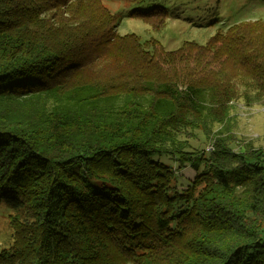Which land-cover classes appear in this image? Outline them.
<instances>
[{
  "label": "trees",
  "instance_id": "16d2710c",
  "mask_svg": "<svg viewBox=\"0 0 264 264\" xmlns=\"http://www.w3.org/2000/svg\"><path fill=\"white\" fill-rule=\"evenodd\" d=\"M123 1L144 20L192 2ZM120 18L100 0H0V264H264V150L223 128L240 97L264 110V19L163 53Z\"/></svg>",
  "mask_w": 264,
  "mask_h": 264
},
{
  "label": "rangeland",
  "instance_id": "374dc122",
  "mask_svg": "<svg viewBox=\"0 0 264 264\" xmlns=\"http://www.w3.org/2000/svg\"><path fill=\"white\" fill-rule=\"evenodd\" d=\"M111 12L121 18L116 30L120 35L135 33L142 40H148L152 49L162 51L179 50L185 42L197 44L206 43L218 30H224L229 25L244 20L264 19V0H192L189 5L182 6L185 13H174L168 17L140 19L125 16L129 8L123 0H100ZM158 25L159 27H156ZM147 41V42H148ZM130 48V42L125 44ZM194 53V51H192ZM136 64V58L131 57ZM177 65V63H175ZM223 126L231 135L233 143L238 145L242 141H249L254 147L264 150V110L259 104L247 105L240 97L238 101L229 102L228 116ZM212 131L220 128V124L213 123ZM222 128V129H223ZM188 141L194 150L209 149L216 134L212 132L206 137L202 129L189 128ZM182 138V137H180ZM186 138V137H184ZM234 147V146H233ZM169 161L168 156H162ZM175 165V163H174ZM196 174L188 165L179 167L177 186L187 187ZM14 212L0 202V251L7 250L14 242V228L11 223ZM259 237L264 239V222L259 229ZM183 244V242L179 243Z\"/></svg>",
  "mask_w": 264,
  "mask_h": 264
},
{
  "label": "built area",
  "instance_id": "2783aa9c",
  "mask_svg": "<svg viewBox=\"0 0 264 264\" xmlns=\"http://www.w3.org/2000/svg\"><path fill=\"white\" fill-rule=\"evenodd\" d=\"M211 148V146H209V149Z\"/></svg>",
  "mask_w": 264,
  "mask_h": 264
}]
</instances>
